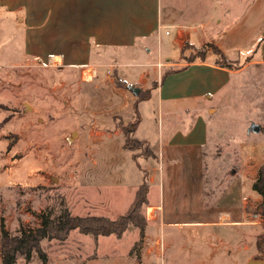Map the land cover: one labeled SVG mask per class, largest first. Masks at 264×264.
I'll return each instance as SVG.
<instances>
[{
	"label": "rangeland",
	"instance_id": "rangeland-1",
	"mask_svg": "<svg viewBox=\"0 0 264 264\" xmlns=\"http://www.w3.org/2000/svg\"><path fill=\"white\" fill-rule=\"evenodd\" d=\"M5 29L3 26L1 39L4 55L16 49L8 45ZM168 30L171 33H164L162 47L175 59L181 51L173 42L175 28ZM14 42L18 43L15 51L21 54L18 34ZM185 48H189L186 61L198 59L209 49L208 57H218L219 65L225 63L234 71L227 81L221 80L216 92L184 95L171 103L165 101V107L191 108L200 97L197 104L209 111V119L216 127V140L214 145H208V151L224 152L220 160L225 165L220 168L226 170L225 176L221 172L207 179L206 198L212 202L229 181L227 175L234 172L233 167L243 165L249 188L241 224L236 225L237 229L222 225H165L156 218L155 207L148 203L142 208L146 218L143 234L133 225L121 236L97 238L75 229L65 239L42 241L46 261L38 252L29 261L19 257L16 264H246L251 258L264 259V239L259 238L264 232L262 196L252 188L264 163V68L251 65L241 71V64L250 55L244 48L233 50V57L239 60H231L229 65L226 57L217 55L210 44L199 49ZM149 59H158L156 50ZM158 63L162 65V75L171 68L164 59ZM105 77L103 72L102 78ZM185 77L193 82V89L200 87L191 73ZM77 78L78 72H65L58 65L38 66L36 61L0 67V200L4 206L1 215L13 233L23 226L40 225L41 214L47 210L58 214L68 208L74 215L116 218L128 211L144 181L140 164L145 168L146 162L140 155H152L145 143L134 140H145L152 148L154 140L146 137L159 138L157 97L141 99L135 109L129 110L127 102H122L126 98L120 95V99L107 82L97 87ZM179 78L174 79L178 82ZM174 79L166 87L175 83ZM188 116L186 112L185 118ZM137 118L139 127L133 134ZM255 124L259 130H254ZM127 137L137 146L135 150L126 146ZM212 181L216 182L213 192ZM156 188L151 190L154 199Z\"/></svg>",
	"mask_w": 264,
	"mask_h": 264
},
{
	"label": "crops",
	"instance_id": "crops-1",
	"mask_svg": "<svg viewBox=\"0 0 264 264\" xmlns=\"http://www.w3.org/2000/svg\"><path fill=\"white\" fill-rule=\"evenodd\" d=\"M3 26L8 33V45L13 49H18L15 36L21 37V54L16 49L3 54ZM170 27L175 28L173 42L181 51V56L175 59L162 47L163 35L171 33ZM263 37L264 0H0L1 68L35 61L38 66L58 65L65 72H78L77 80L83 83L101 87L107 82L120 99L126 98L122 102L123 105L127 102L129 110L135 109L141 99L157 97L160 136L146 137L154 140V154L140 155L146 162L145 168L142 164L140 167L148 174V206L155 207L156 218L165 225L216 228L241 224L249 188L247 171L243 165L233 167L234 172L228 173L229 181L221 193L209 202L207 179L220 175L223 172L220 166L225 165L221 161L224 152L208 151V145L215 143L216 127L209 119V111L199 105L200 97L193 107L176 110L165 107V101L171 103L188 94L193 97L216 92L223 83L221 80L227 81L234 72L219 65L218 57H208L209 49L198 59L186 61L189 48L185 46L199 49L215 45L230 60H239L232 52L244 48L250 55L240 70L251 65L263 69ZM154 50L158 59L150 60ZM136 56L140 59L135 60ZM163 59L169 67L178 64L182 69L162 79V65L158 62ZM89 68L94 75L86 78L84 72ZM103 72L107 77L102 78ZM190 73L197 78L198 89H193V82L185 77ZM116 76L127 86H117ZM176 77H180L178 82ZM172 79L176 82L166 87ZM131 86L140 87V92L148 91V96L140 97V92L136 94ZM138 127L137 124L135 131ZM214 181L211 192L216 187ZM154 186L156 199L151 196ZM3 208L0 200V226L1 221L6 223L1 215ZM181 213L189 216L183 217ZM227 219L230 221H224ZM0 260L2 263L1 255Z\"/></svg>",
	"mask_w": 264,
	"mask_h": 264
},
{
	"label": "trees",
	"instance_id": "trees-1",
	"mask_svg": "<svg viewBox=\"0 0 264 264\" xmlns=\"http://www.w3.org/2000/svg\"><path fill=\"white\" fill-rule=\"evenodd\" d=\"M264 40V37L263 39ZM215 51L222 57H225L220 48L213 45ZM205 52V51H204ZM227 64H231V60L226 58ZM189 61H193L189 60ZM221 59L217 62L220 63ZM222 63L221 65H224ZM182 69L181 67H171L163 75L162 79L166 78L169 74L174 73ZM116 83L118 86H127L126 82L116 76ZM148 96V91H141L140 97L144 98ZM135 120V128L137 125ZM133 130V134L135 131ZM127 136V135H126ZM136 139V138H135ZM136 142L145 143L150 150L149 153L153 156L154 151L151 146L145 140H134ZM126 146L135 150L136 145L130 143L127 140ZM143 155V154H142ZM146 156V155H143ZM149 157V156H147ZM144 181L138 187L133 204L128 211L116 218H112L105 215L88 214V215H74L68 208L54 214L52 210H47L41 214V223L35 228L21 227L17 232H11L5 225L4 221H1L0 226V255L2 257L1 264H16L19 257H24L26 260H31L34 253H41L43 259L46 261V254L42 250V241L44 239H65L69 233L75 229H78L84 234L94 235L96 238L100 235L115 234L121 236L131 225L137 226L141 230V234L144 233L146 218L142 214V208L149 203L148 190L149 180L146 170H144ZM252 188L257 191L261 196L260 202L261 214L264 219V163L259 168L257 178L254 180ZM263 237L264 232L259 235V238Z\"/></svg>",
	"mask_w": 264,
	"mask_h": 264
},
{
	"label": "water",
	"instance_id": "water-1",
	"mask_svg": "<svg viewBox=\"0 0 264 264\" xmlns=\"http://www.w3.org/2000/svg\"><path fill=\"white\" fill-rule=\"evenodd\" d=\"M131 90L138 94L140 92V87L131 86ZM254 130H259V125L255 124ZM246 264H264V259L259 257L251 258Z\"/></svg>",
	"mask_w": 264,
	"mask_h": 264
},
{
	"label": "bare ground",
	"instance_id": "bare-ground-1",
	"mask_svg": "<svg viewBox=\"0 0 264 264\" xmlns=\"http://www.w3.org/2000/svg\"><path fill=\"white\" fill-rule=\"evenodd\" d=\"M57 60H60V57L56 58ZM94 75V71H92V69H86L85 72H84V76L86 78H91L92 76ZM76 133H74L75 135Z\"/></svg>",
	"mask_w": 264,
	"mask_h": 264
}]
</instances>
